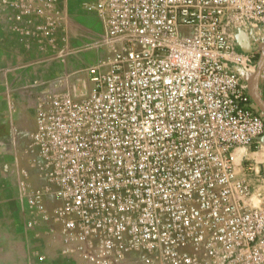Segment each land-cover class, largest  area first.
Listing matches in <instances>:
<instances>
[{"label": "built area", "instance_id": "2783aa9c", "mask_svg": "<svg viewBox=\"0 0 264 264\" xmlns=\"http://www.w3.org/2000/svg\"><path fill=\"white\" fill-rule=\"evenodd\" d=\"M79 1L108 55L87 95L64 74L40 100L27 227L59 229L79 264H264L263 178L240 164L264 135L240 73L257 62L232 43L264 0ZM6 4L55 45L60 0Z\"/></svg>", "mask_w": 264, "mask_h": 264}, {"label": "crops", "instance_id": "0c3cea01", "mask_svg": "<svg viewBox=\"0 0 264 264\" xmlns=\"http://www.w3.org/2000/svg\"><path fill=\"white\" fill-rule=\"evenodd\" d=\"M8 1L0 0V168H20L18 182L22 171L27 169L33 183H37L32 169L36 156L29 147L40 100L54 91L56 80L64 74L71 75L77 89L82 91L78 95L89 93L91 84L86 69L105 61L108 55L101 45L104 25L99 17L85 12L79 0H60L62 23L53 37V45L51 39L39 40L33 33L27 35L26 31L33 29L31 26L21 23L15 30L14 12L6 4ZM232 43L239 53L250 54L258 64L264 53V20L255 26L239 28ZM240 73L249 90L253 75L241 68ZM257 92L264 100V71L257 80ZM253 104L257 107L254 101ZM240 164L260 170L262 184H255L254 188L264 196V135L247 150ZM9 177L11 184L14 177ZM27 228L23 232L3 231L9 239L0 243V264H79L67 252L59 229L49 231L42 225Z\"/></svg>", "mask_w": 264, "mask_h": 264}, {"label": "rangeland", "instance_id": "374dc122", "mask_svg": "<svg viewBox=\"0 0 264 264\" xmlns=\"http://www.w3.org/2000/svg\"><path fill=\"white\" fill-rule=\"evenodd\" d=\"M80 93L81 90H78ZM20 168H0V243L8 240L3 231L23 232L27 226L24 222V205L21 197L20 183L17 181V173ZM11 171V172H10ZM13 183H9V176ZM15 181V183H14ZM28 229V228H27ZM12 236V235H11ZM11 239V237H10Z\"/></svg>", "mask_w": 264, "mask_h": 264}, {"label": "water", "instance_id": "95a60500", "mask_svg": "<svg viewBox=\"0 0 264 264\" xmlns=\"http://www.w3.org/2000/svg\"><path fill=\"white\" fill-rule=\"evenodd\" d=\"M264 71V53L261 55L258 64L257 69L255 73L253 74L250 84H249V92L253 99V101L256 103L257 107L264 113V100L257 92V80Z\"/></svg>", "mask_w": 264, "mask_h": 264}, {"label": "bare ground", "instance_id": "6f19581e", "mask_svg": "<svg viewBox=\"0 0 264 264\" xmlns=\"http://www.w3.org/2000/svg\"><path fill=\"white\" fill-rule=\"evenodd\" d=\"M78 93H80L79 91H78ZM81 94V93H80Z\"/></svg>", "mask_w": 264, "mask_h": 264}]
</instances>
